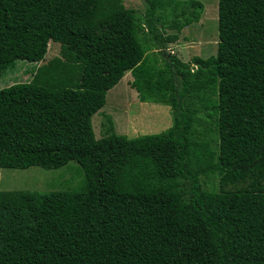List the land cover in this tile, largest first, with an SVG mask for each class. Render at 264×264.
Listing matches in <instances>:
<instances>
[{"label": "trees", "instance_id": "1", "mask_svg": "<svg viewBox=\"0 0 264 264\" xmlns=\"http://www.w3.org/2000/svg\"><path fill=\"white\" fill-rule=\"evenodd\" d=\"M142 1L138 15L122 0H0V76L59 46L0 88V168L82 172L77 190L0 191V264H264V0H217L215 53L188 61L165 44L200 5L171 0L189 4L162 35L164 7ZM125 71L170 126L126 137L105 116L95 138L91 116ZM201 118L215 148L189 135Z\"/></svg>", "mask_w": 264, "mask_h": 264}, {"label": "rangeland", "instance_id": "2", "mask_svg": "<svg viewBox=\"0 0 264 264\" xmlns=\"http://www.w3.org/2000/svg\"><path fill=\"white\" fill-rule=\"evenodd\" d=\"M171 0H158V4L164 7L158 12L156 25L159 32L173 33L175 30L168 29L166 25L171 21L174 15H177L180 10L187 8L186 4H180L181 7H177L176 10H172L170 7ZM173 1H192L200 5V15L197 21L182 27L178 32L179 45H173L172 54H175L182 61H188L191 57L197 55L202 58L209 55H213L216 50L217 42V0H173ZM123 6L126 8L134 9L138 15H142L144 12V3L142 0H122ZM179 5V6H180ZM179 20L182 17H178ZM149 36L145 33L139 32V38L144 41H149ZM166 51L170 52L168 44H165ZM59 46L56 42H48L47 51L42 60L37 62H30L25 60H16L13 68L7 69L0 76V88L8 86L14 82L28 81L33 74L36 67L45 63L49 58L58 56ZM171 53V52H170ZM122 78V77H121ZM123 84V79L118 81L117 87ZM121 89V88H120ZM122 95V101L129 102L130 111L126 114V110L122 106L120 100L121 93L116 87H111L105 93V101L101 108H99L91 116V126L95 138L103 136V126L106 125L105 116L109 117L112 122V126L116 130V133L125 135L126 137H134L141 134L158 133L170 126L169 108L166 105L144 102L148 107L141 106L143 108H137L135 104L142 103L137 98H132L131 95L125 98V92ZM132 99V100H131ZM134 101L135 104L132 102ZM149 106H155L165 111H157L155 108ZM136 114L144 115L137 118ZM165 116V120L168 124L165 127H157L158 120L162 116ZM137 118V119H136ZM136 126L141 129L134 135H129L127 129H131L127 124L135 120ZM213 119V118H211ZM208 125L204 118H201L198 122L195 120L192 128V132L189 134L195 136L198 141H208L209 145L213 148L217 144V133L212 128H207ZM207 128V129H206ZM114 130V131H115ZM202 186L206 189L217 187V176L212 175L209 177H200ZM82 184V172L79 165L70 160L66 164L57 168H42L40 166H29L26 168H0V191L10 190H29L37 193H45L54 190H77Z\"/></svg>", "mask_w": 264, "mask_h": 264}, {"label": "crops", "instance_id": "3", "mask_svg": "<svg viewBox=\"0 0 264 264\" xmlns=\"http://www.w3.org/2000/svg\"><path fill=\"white\" fill-rule=\"evenodd\" d=\"M178 35H177V38L173 41V42H167L166 44H168L169 45V47H171L170 48V52L171 53H174L173 52V49H172V46L173 45H179V42H178ZM168 52V51H167ZM169 52V53H170ZM175 55V54H174ZM187 61V60H186ZM121 79H123V84L122 85H120V87H117V84H118V82L114 85V86H112V87H116L117 89H118V91H120V93H121V98H120V100H121V102H122V106L124 107V110H126L125 112H126V114L130 111V105H129V102H126V100H123L122 101V95H123V93H124V91L125 90H127L126 92H125V98L128 96V94L129 95H131V97L132 98H137V95H136V91L133 89V88H131L130 86H129V82L131 81V79H132V76L130 75V73H129V71H125V73L123 74V76H122V78ZM120 81V80H119ZM121 88V89H120ZM108 91V90H107ZM127 95V96H126ZM132 100V99H131ZM134 104H135V102L134 101H132ZM141 102V101H140ZM136 106H137V108H139V110H141L140 109V107L141 106H144L145 108L146 107H148L147 106V104L145 105V103L144 102H142V103H138V104H135ZM138 106H140V107H138ZM150 108H155V109H157V111H165V109H161V108H158V107H155V106H149ZM141 108H143V107H141ZM165 114H166V111H165ZM137 115V118H139V117H142L143 119H145V117H144V115H140V114H136ZM136 118V119H137ZM136 119L135 120H133L132 122H130L129 124H127L131 129H127V132H129V133H127V134H129V135H134L135 133H139V132H137V131H140V130H136V129H141L140 127L138 128L137 126H136V124H135V121H136ZM158 125H157V127H165L167 124H168V121H166L165 120V116L163 115L162 117H161V119L160 120H158ZM113 130H115L114 129V127H113ZM115 133H116V130L114 131ZM118 134V133H117Z\"/></svg>", "mask_w": 264, "mask_h": 264}, {"label": "clouds", "instance_id": "4", "mask_svg": "<svg viewBox=\"0 0 264 264\" xmlns=\"http://www.w3.org/2000/svg\"><path fill=\"white\" fill-rule=\"evenodd\" d=\"M165 50H166V48H165ZM168 51V50H167ZM169 53V52H168ZM172 54V53H171Z\"/></svg>", "mask_w": 264, "mask_h": 264}]
</instances>
